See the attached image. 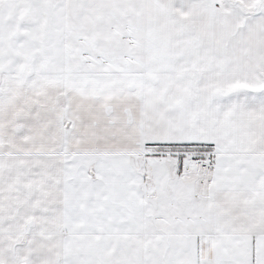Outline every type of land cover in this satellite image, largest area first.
I'll use <instances>...</instances> for the list:
<instances>
[{"label":"snow or ice","instance_id":"snow-or-ice-1","mask_svg":"<svg viewBox=\"0 0 264 264\" xmlns=\"http://www.w3.org/2000/svg\"><path fill=\"white\" fill-rule=\"evenodd\" d=\"M0 264H264V0H0Z\"/></svg>","mask_w":264,"mask_h":264}]
</instances>
